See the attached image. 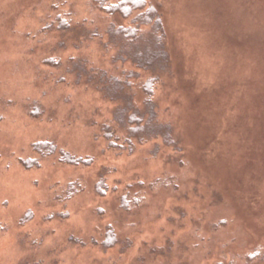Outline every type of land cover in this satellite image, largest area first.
I'll return each mask as SVG.
<instances>
[{
  "label": "rangeland",
  "instance_id": "obj_1",
  "mask_svg": "<svg viewBox=\"0 0 264 264\" xmlns=\"http://www.w3.org/2000/svg\"><path fill=\"white\" fill-rule=\"evenodd\" d=\"M146 1L165 68L140 11L0 0V264H264V0Z\"/></svg>",
  "mask_w": 264,
  "mask_h": 264
},
{
  "label": "trees",
  "instance_id": "obj_2",
  "mask_svg": "<svg viewBox=\"0 0 264 264\" xmlns=\"http://www.w3.org/2000/svg\"><path fill=\"white\" fill-rule=\"evenodd\" d=\"M93 2L96 3L98 8L102 11L111 15L120 14L127 19L132 17L134 15V12L140 11L139 15L135 18V22L138 23L139 26H120L117 28V33L121 35L125 40L136 42L142 39L143 34H141V25H148L154 23L153 31L151 33V42L154 48H145L147 51L139 53L137 57L138 59H140L139 63L145 67L153 66L154 68L155 64H159V66L157 67L159 69L160 67L165 68L167 66L166 59L168 55L166 53L164 44L163 25L156 7H147L146 0H93ZM70 24L71 20H60L59 27L60 29H67L69 28ZM155 80L156 78L150 79L147 81V84L144 85L146 89H148V87L150 89L148 90V94L149 92H151V88ZM147 103H149L150 105L152 104L151 94L147 100ZM151 120L152 119L148 121V125L149 122L151 123ZM140 130L146 131V127H140ZM108 134V137L111 138L112 136L116 135L117 132H114L112 126L108 125L107 135ZM49 146V144L46 145V150H43L48 151L50 153L55 151L53 146Z\"/></svg>",
  "mask_w": 264,
  "mask_h": 264
}]
</instances>
